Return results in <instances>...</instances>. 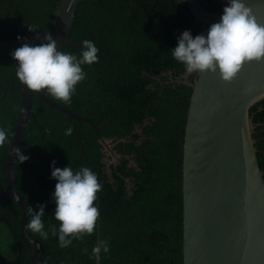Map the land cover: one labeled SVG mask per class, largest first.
Listing matches in <instances>:
<instances>
[{
	"label": "trees",
	"instance_id": "obj_1",
	"mask_svg": "<svg viewBox=\"0 0 264 264\" xmlns=\"http://www.w3.org/2000/svg\"><path fill=\"white\" fill-rule=\"evenodd\" d=\"M203 4L222 13L225 3ZM55 0H0V39L26 35L53 26ZM27 16V17H26ZM184 0H82L69 33L72 40H93L98 62L83 65L87 79L76 86L70 102L43 91L53 100L89 117L96 128L50 106L32 94L34 118L26 125L20 148L29 157L16 158V190L29 207L45 204V229L59 226L51 199L56 167L70 164L91 168L102 184L94 203L99 217L92 234L59 247L58 237L42 239L39 258L46 264H96L92 248L99 240L110 244L100 264H183V150L190 100L198 72L187 74L171 50L184 30L206 33ZM82 46L64 44L60 50L79 55ZM12 51H0V126L8 143L0 147V182L6 183L4 160L22 112V84L16 76ZM6 88H8L6 90ZM259 165L264 172V98L249 110ZM73 129L66 135V128ZM113 139L120 160L107 171L100 138ZM23 209L0 193V264H30L35 245L20 231ZM27 225V224H26ZM4 227L10 235L4 234ZM88 251L85 252L84 249Z\"/></svg>",
	"mask_w": 264,
	"mask_h": 264
},
{
	"label": "water",
	"instance_id": "obj_2",
	"mask_svg": "<svg viewBox=\"0 0 264 264\" xmlns=\"http://www.w3.org/2000/svg\"><path fill=\"white\" fill-rule=\"evenodd\" d=\"M82 0H55L53 26L39 32L29 30L16 39H0V51H13L24 43L37 44L47 34L64 44L79 45L69 37L76 9ZM198 22L211 25L220 20L218 11L208 9L202 0H184ZM264 24V0H245ZM27 17V16H26ZM19 88L22 112L4 165L6 183L0 182L1 199L14 198L23 209L22 235L35 245L30 264H46L39 258L40 241L26 229L29 207L16 190V158L27 123L34 118L32 94L50 106L79 121L96 123L53 100L42 90L23 83ZM8 88H6L7 90ZM264 98V59L245 62L230 82L218 72H198L187 114L183 150V264H264V172L251 133L250 107ZM97 129V128H96ZM104 150L108 140L101 137ZM113 153H116L111 148ZM118 155V153H117Z\"/></svg>",
	"mask_w": 264,
	"mask_h": 264
},
{
	"label": "clouds",
	"instance_id": "obj_3",
	"mask_svg": "<svg viewBox=\"0 0 264 264\" xmlns=\"http://www.w3.org/2000/svg\"><path fill=\"white\" fill-rule=\"evenodd\" d=\"M82 44L80 54L76 55L60 50L58 41L50 33L40 43H24L10 53L16 63L17 78L29 89H46L55 98L70 102L77 84L87 79L82 66L99 59L100 50L93 40L84 39ZM170 50L172 57L184 65L187 74L218 72L223 81L230 82L245 62L264 59V24L258 22L245 0H226L220 20L212 23L206 33L194 36L191 30H184ZM72 131L69 126L65 134L71 135ZM8 136V129L0 126V147L9 142ZM12 151L20 163L29 159L20 147ZM50 167V178L56 181L51 193L56 205L53 216L59 226L45 229L46 205L39 204L38 210H30L31 219L26 227L45 240L51 233L58 237L59 247L66 248L74 238L94 232L100 215L94 201L103 186L97 174L87 166L73 169L68 164L61 168L56 167L53 160ZM102 251H110L107 240H99L92 248L96 264H100Z\"/></svg>",
	"mask_w": 264,
	"mask_h": 264
},
{
	"label": "rangeland",
	"instance_id": "obj_4",
	"mask_svg": "<svg viewBox=\"0 0 264 264\" xmlns=\"http://www.w3.org/2000/svg\"><path fill=\"white\" fill-rule=\"evenodd\" d=\"M204 1L205 2H208V0H204ZM216 1H219L221 3H225L226 2V0H216ZM188 76H189V74H185V75H183L184 78H182V79L187 80L188 79ZM255 130H256V125L253 124V122L251 121V133H252V136H253V132ZM253 140H254V145H255V139H254V137H253ZM108 143H109V147L106 148L105 162H106V165H107V171L109 173H111V167H110L111 164L112 163H117L120 160V157L121 156H120V154L117 155V152L114 149V142L111 141V140H108ZM111 148H113L116 153H113L112 150H111ZM0 225L2 226V224H0ZM4 234L5 235H10L8 229H6L5 227H4Z\"/></svg>",
	"mask_w": 264,
	"mask_h": 264
}]
</instances>
